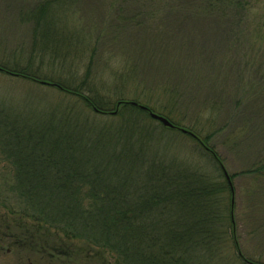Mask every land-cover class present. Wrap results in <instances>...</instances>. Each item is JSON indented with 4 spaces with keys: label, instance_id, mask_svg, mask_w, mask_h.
Returning a JSON list of instances; mask_svg holds the SVG:
<instances>
[{
    "label": "trees",
    "instance_id": "1",
    "mask_svg": "<svg viewBox=\"0 0 264 264\" xmlns=\"http://www.w3.org/2000/svg\"><path fill=\"white\" fill-rule=\"evenodd\" d=\"M79 1L43 0L25 7L27 11L21 16L31 27L29 59L20 69L18 66L10 69L5 64L0 67L1 71L10 70L13 75L55 88L61 95V107H55L52 120L47 116L48 121L44 120L40 126L29 123L26 136H0L4 159L14 169V189L19 192L22 204L20 214L38 221L45 229L61 232L65 239L61 247L71 239H82L90 246V252L113 253L116 264H264L261 258L249 256L240 243L231 185L238 173L227 174L224 161L213 145L209 146L211 134L202 138L203 128L191 126L188 130L168 117L174 107L189 106L201 96L204 103L212 100V91L203 95L189 80L177 83V78L185 80L189 75L183 68L184 59L171 56V52L176 54V49L186 48L193 39L199 43L222 38L229 45L239 47L246 36L241 30L248 23L252 0L146 2L151 6L150 15L154 16V55L140 56L135 62L127 63L124 73L116 80L117 84L121 81L120 86L116 84L111 94L103 91L90 75L92 62L80 78L67 75L74 69L71 57L77 51L73 55L66 48L65 53H60L54 39L59 34L57 24L60 28L64 19L60 13L75 7L72 12L80 24ZM133 1L140 6L146 4L144 0ZM108 2L112 14L116 2ZM122 12L125 17L133 13ZM129 17L133 18L129 20L131 23L139 16ZM142 22L143 19L138 31H145ZM127 26L130 24L117 26L115 32H126ZM196 27L200 35L187 34L188 28ZM79 31L75 33L78 39ZM95 51L92 49L90 58ZM251 58L250 66L256 76H253L254 86H249L253 96L250 98L262 104L255 110L253 119L258 118L264 125V47ZM228 63L232 67L241 64V60L230 59ZM136 68L139 71L154 68V78L161 81L154 83L153 89L145 87L151 94L164 95L166 104L153 107L149 103L152 99L127 94L129 90L124 82L138 86L148 81L141 71L132 75ZM46 69L48 74L43 72ZM155 71L167 74H161L159 79ZM192 87L194 90H188ZM133 102L167 118L174 125L165 127L170 132L178 134L176 130H179L189 135L196 144L195 150L208 158L212 171L201 164L191 168L184 161L171 158L167 153L173 136H144L139 127L151 135L154 131L144 124L149 113ZM99 118L111 123L119 121L124 124L122 129L135 127L133 135L127 136L119 130L121 136H107L109 129L96 127ZM256 167L242 174L264 176V173L261 176L264 163ZM258 189L250 193L254 200L251 209L264 218V184ZM260 226L256 237L261 243L264 223ZM19 228L23 233L20 225ZM54 248H58L57 244Z\"/></svg>",
    "mask_w": 264,
    "mask_h": 264
},
{
    "label": "rangeland",
    "instance_id": "2",
    "mask_svg": "<svg viewBox=\"0 0 264 264\" xmlns=\"http://www.w3.org/2000/svg\"><path fill=\"white\" fill-rule=\"evenodd\" d=\"M39 1L43 0H0L1 68L5 64L7 68L10 66V69H14L18 66L20 69L27 63L31 27L27 19H22L21 13L27 11L25 7L35 6ZM108 1L110 0L79 1L82 18L79 21L80 24L76 22L75 13L72 12L76 9L75 7L64 11L65 14L60 13V18L64 15V19L60 23V28L57 24L59 34L56 35L58 38L54 39L58 43L60 53H65L68 50L66 48L71 49L73 55L77 51L75 56L71 57L75 63L74 69L65 71L67 75L70 73L80 78L86 73L88 63L92 62L90 75L103 91L111 94L110 90L116 87L117 77L124 73L127 63L135 62V59L140 56L154 55L155 24L154 16L149 13L151 6L146 3L151 0H144L146 4L141 6L132 0H113L116 5L112 9V14L109 13ZM120 5L122 8L119 7ZM127 7L129 10L126 9ZM126 10L133 13L125 17L121 12L126 15ZM129 16L139 17L130 23L129 20L133 18ZM140 18L143 19L141 26H145V31H142L143 29L138 31L139 22L142 20ZM128 24L130 26L125 28L127 33L115 32L117 26L121 28ZM115 25H117L116 28ZM82 26L84 27L82 32L77 30L82 29ZM78 31L80 35L77 36L81 41L75 34ZM186 32L190 36L194 33L193 37L201 34L198 27L188 28ZM241 32L246 36L239 47L229 45L222 38L199 43L193 39V43L187 42L186 48L176 49V54L173 53L174 51L171 52V56H176L179 60L184 59L183 68L189 75L185 80L177 78V83L183 84L189 80L195 86V90H199L203 95L212 91V100L209 99L204 103L201 96L198 101L192 102L189 106L174 107V111L169 113L168 117L188 130L191 126L203 128L200 134L202 138L211 134L209 146L213 145L214 150L224 161L227 174L238 173L231 185L240 243L249 256L253 255L264 261V241L260 243L256 234L257 226L264 223V218H260V214L252 211L251 204L254 200L250 194L257 190L260 184H264V176H262L264 171L261 173L262 177L259 173L242 174L244 170L257 168L256 166L260 163H264V125L258 118L253 119L255 110L262 104L251 100L252 95L249 89L250 85L254 86L253 76H256L250 66L253 62L251 56L261 53L264 47V0H252L248 23L242 27ZM247 38L249 41H246ZM92 49L96 51L90 58ZM206 58L208 60H205ZM236 58L241 60V64L230 67L228 61ZM136 69L132 75L134 76L137 71L139 75L141 71L148 81L145 85L138 83V86L130 84V81L124 82L129 90L127 94L129 96L134 94L138 98L142 95L152 99L149 103L153 107L160 108L166 104L167 99L164 95L151 94L146 87L153 89L154 83H160L161 74L167 73L155 71V77L160 79L156 80L154 68L145 69V71ZM6 71L0 70V136L16 134L26 136L29 123L40 126L41 122L45 123L44 120L48 121L47 116L52 120L51 116L55 112V107H61L59 103L61 95L55 88L33 83L21 75H13L15 73H11L10 70ZM43 72L49 73L48 69ZM120 84L121 81L117 87ZM194 88L188 90H194ZM155 90L161 92L159 88ZM142 93L151 96L148 97ZM144 97H142L143 101H145ZM262 112H264L263 109ZM144 120V124L154 130L151 135L149 131L139 127L138 129L144 132V136H173L167 153L171 158L182 160L191 168L201 164L206 166L203 168L212 171L208 158L202 157L195 150L196 144L187 137L189 135L179 130L176 131L180 134L170 132L165 128L167 126L150 115L145 116ZM96 121L97 128L109 129L107 136H121L119 130L131 136L135 129V127L122 129L124 124L119 121L111 123L101 118ZM10 130L11 133L7 135L6 133ZM14 185L13 166L4 159L0 145V264H116L113 253L106 250L101 253L96 250L90 252V246L82 239H71L61 247V242L65 240L61 232L52 228L45 229L38 221L20 214L21 198L19 192L15 191ZM19 225L23 233L20 228L18 229ZM259 229L262 231V226ZM53 244H57L58 248H54Z\"/></svg>",
    "mask_w": 264,
    "mask_h": 264
},
{
    "label": "water",
    "instance_id": "3",
    "mask_svg": "<svg viewBox=\"0 0 264 264\" xmlns=\"http://www.w3.org/2000/svg\"><path fill=\"white\" fill-rule=\"evenodd\" d=\"M0 70H2V69H0ZM132 104L135 105V106H138L141 110L148 112L149 115H150L153 119H155V120L161 122L163 125H165V126H167V127H170V128L174 127V125H173V124H172L167 118H165L164 116H161V115H159V114H156V113L150 111V110L148 109V107L143 106V105H138V104H136V103H134V102H133ZM183 131L186 132V130H184V129H183Z\"/></svg>",
    "mask_w": 264,
    "mask_h": 264
}]
</instances>
